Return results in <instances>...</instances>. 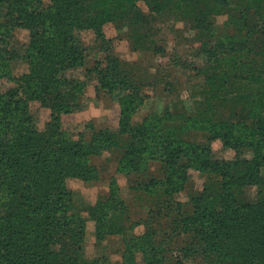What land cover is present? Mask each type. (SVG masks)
<instances>
[{"label":"trees","instance_id":"1","mask_svg":"<svg viewBox=\"0 0 264 264\" xmlns=\"http://www.w3.org/2000/svg\"><path fill=\"white\" fill-rule=\"evenodd\" d=\"M139 1L155 14L181 13L200 35L205 77L196 114L166 111L133 123L153 80L116 53L104 26L133 14ZM17 29L30 34L24 51L11 46ZM20 59L28 70L14 75L11 63ZM90 86L117 99V129L75 122ZM219 102L234 107L225 115ZM193 129L222 140L235 156L212 160L209 146L184 139ZM87 130L94 131L90 141ZM117 146V171L149 176L142 182L149 191L162 185L168 195L180 192L190 164L212 180L190 213L170 201L158 213L180 217L185 245L172 260L150 226L127 239L126 264H186L196 252L207 264H264V0H0V264H105L86 258L83 213L92 212L101 242L126 231V208H108L113 191L93 207L78 204L72 184L99 180L93 159ZM240 147L254 158L242 159ZM158 160L161 178L149 172ZM254 186L256 199H243Z\"/></svg>","mask_w":264,"mask_h":264},{"label":"rangeland","instance_id":"2","mask_svg":"<svg viewBox=\"0 0 264 264\" xmlns=\"http://www.w3.org/2000/svg\"><path fill=\"white\" fill-rule=\"evenodd\" d=\"M43 1L45 5L51 3V0ZM224 20V17L219 18L218 24L222 25ZM104 34L109 45L125 62L136 64V68L148 73L153 80L151 86L143 87L146 98L133 116V123H141L152 115L162 116L166 111H179L187 115L197 113V102L201 100V86L205 77L202 69L205 57L200 52V35L181 13L166 11L163 14H155L144 1H139L133 14L107 23L104 26ZM29 41V32L17 29L12 35L11 46L24 51ZM11 70L14 75H21L27 72L28 66L20 59L11 63ZM80 100L83 110L74 115L80 129L85 123H92L96 131L118 128L119 105L115 96L108 92L97 93L95 87L90 86L85 89ZM217 105L218 111L225 115L234 107L233 103L225 102H219ZM93 135V130H87L86 140L90 141ZM183 137H187L186 140L196 145L209 146L212 160L232 159L236 154V150L225 147L220 139L209 141L207 132L201 129L188 131ZM118 146L122 147V144L119 143ZM118 146L112 149L111 154L93 159V163L102 169V177L99 180L72 184L78 204L93 207L106 201L113 191L116 197L109 202L108 208H112V205L116 209L125 207L129 216L125 232L99 242L97 221L92 212H84L83 215L87 219L84 244L86 258L90 261L102 259L105 264H126L123 252L127 239L142 236L151 226L161 240H166L167 259L172 260V251L185 245L184 237L178 236L177 221L180 217H177L176 211H171V216L169 214L163 218L158 213L169 201L182 204V211L190 213L193 198L199 196L212 180L208 173H202L190 164L188 172L191 179L180 192L168 195L166 187L162 185L149 191L142 183L147 181L149 176L117 171L123 154V150ZM238 153L242 159L254 158V152L249 147H240ZM162 170L164 169L161 168L159 160L150 162V175L161 178ZM112 181L115 185H112ZM257 194V187H247L243 190L242 198L254 201ZM149 219L153 220L150 222ZM159 223L163 224L160 226ZM138 257L137 262H141L142 256ZM186 264L207 263L201 252H196L187 259Z\"/></svg>","mask_w":264,"mask_h":264}]
</instances>
